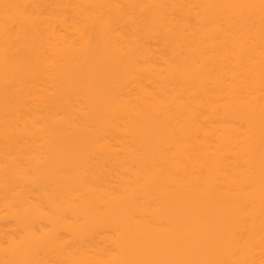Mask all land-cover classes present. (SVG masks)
<instances>
[{
  "label": "bare ground",
  "instance_id": "bare-ground-1",
  "mask_svg": "<svg viewBox=\"0 0 264 264\" xmlns=\"http://www.w3.org/2000/svg\"><path fill=\"white\" fill-rule=\"evenodd\" d=\"M0 264H264V0H0Z\"/></svg>",
  "mask_w": 264,
  "mask_h": 264
}]
</instances>
